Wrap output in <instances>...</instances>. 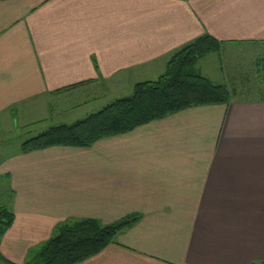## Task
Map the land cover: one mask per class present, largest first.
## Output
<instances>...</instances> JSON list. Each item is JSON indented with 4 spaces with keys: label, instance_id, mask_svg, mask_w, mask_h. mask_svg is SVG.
I'll return each mask as SVG.
<instances>
[{
    "label": "crops",
    "instance_id": "1",
    "mask_svg": "<svg viewBox=\"0 0 264 264\" xmlns=\"http://www.w3.org/2000/svg\"><path fill=\"white\" fill-rule=\"evenodd\" d=\"M203 34L223 46L264 43V0H0L1 148L48 119L33 118L36 106L78 90L129 93ZM10 154L0 175L14 220L0 235V264H24L62 222L130 215L137 222L76 264L264 263L258 94L189 107L88 147Z\"/></svg>",
    "mask_w": 264,
    "mask_h": 264
},
{
    "label": "trees",
    "instance_id": "2",
    "mask_svg": "<svg viewBox=\"0 0 264 264\" xmlns=\"http://www.w3.org/2000/svg\"><path fill=\"white\" fill-rule=\"evenodd\" d=\"M222 42L210 34L195 38L171 54L164 72L156 80L136 82L129 96L116 98L71 124L52 125L25 139L21 151L26 153L52 146L88 147L99 139L127 133L189 107L227 105L240 95L237 88L213 82L198 68L203 57L219 53ZM261 60L258 63L264 70V59ZM257 91L264 98V85ZM138 219L137 215H130L110 224L91 218L62 222L47 241L30 250L24 264H76L100 252ZM13 220L14 213L1 206L0 235ZM0 259L4 260L1 254Z\"/></svg>",
    "mask_w": 264,
    "mask_h": 264
},
{
    "label": "rangeland",
    "instance_id": "3",
    "mask_svg": "<svg viewBox=\"0 0 264 264\" xmlns=\"http://www.w3.org/2000/svg\"><path fill=\"white\" fill-rule=\"evenodd\" d=\"M262 57H264V43H240L227 46H223L222 43V48L219 53H211L203 57L199 61L198 68L204 75L209 76L213 82H227L231 86L236 87L237 92L241 96L247 98V96L251 95L254 97L257 95V89L264 85V82L261 81L264 80L263 65L258 63ZM157 78L158 77H155L154 80ZM248 90L250 93L247 92ZM96 91L98 90H95L91 95L85 93L83 96L81 95L82 92L80 93L79 90L73 91L69 93L72 98H68L67 101H63V97H54L53 99L57 101L52 100L53 104H49V109L36 106L35 112L37 113L32 117L37 120L46 117H48V119L34 123L30 133L18 135V137H20L13 140L11 145L6 144L3 148L0 146V158L10 156L12 152H19L21 144L25 139L38 135L52 125L62 123L71 124L76 120L85 118L91 113L97 112L116 98L129 96L132 93L131 89L129 93L126 92L121 95H114V97L111 95H103L100 97L104 98L100 99L98 96L99 93ZM56 111L60 112L58 113ZM9 183V177L0 175V207L5 205L11 209L12 197L8 186Z\"/></svg>",
    "mask_w": 264,
    "mask_h": 264
}]
</instances>
